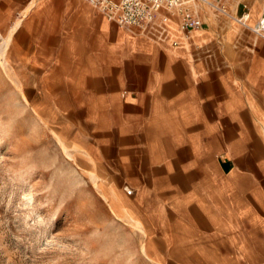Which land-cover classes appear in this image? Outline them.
<instances>
[{
  "label": "crops",
  "instance_id": "crops-1",
  "mask_svg": "<svg viewBox=\"0 0 264 264\" xmlns=\"http://www.w3.org/2000/svg\"><path fill=\"white\" fill-rule=\"evenodd\" d=\"M223 2L162 32L85 0H0L34 107L102 169L147 258L264 264V0Z\"/></svg>",
  "mask_w": 264,
  "mask_h": 264
},
{
  "label": "rangeland",
  "instance_id": "rangeland-1",
  "mask_svg": "<svg viewBox=\"0 0 264 264\" xmlns=\"http://www.w3.org/2000/svg\"><path fill=\"white\" fill-rule=\"evenodd\" d=\"M0 36V264H174L145 257L143 234L110 206L86 150L38 113Z\"/></svg>",
  "mask_w": 264,
  "mask_h": 264
},
{
  "label": "built area",
  "instance_id": "built-area-1",
  "mask_svg": "<svg viewBox=\"0 0 264 264\" xmlns=\"http://www.w3.org/2000/svg\"><path fill=\"white\" fill-rule=\"evenodd\" d=\"M109 20L124 27H137L149 31L155 27L163 32L166 24L178 19L182 30L189 31L203 25L201 6H208L216 12L227 13L223 0H85ZM248 26L249 13L235 18ZM264 37V12L252 27Z\"/></svg>",
  "mask_w": 264,
  "mask_h": 264
}]
</instances>
